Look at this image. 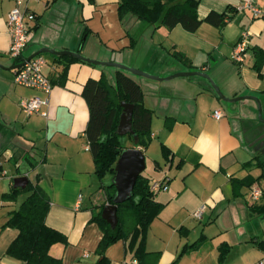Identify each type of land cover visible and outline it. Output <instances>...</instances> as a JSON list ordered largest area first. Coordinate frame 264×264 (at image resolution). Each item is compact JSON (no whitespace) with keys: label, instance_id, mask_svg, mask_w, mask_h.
I'll list each match as a JSON object with an SVG mask.
<instances>
[{"label":"crops","instance_id":"crops-1","mask_svg":"<svg viewBox=\"0 0 264 264\" xmlns=\"http://www.w3.org/2000/svg\"><path fill=\"white\" fill-rule=\"evenodd\" d=\"M15 1L0 0V65L5 67L14 60L8 54L7 15ZM118 1L24 0L35 20L31 40L16 63L40 47H50L82 54L87 50L89 57L121 61L159 76L198 70L227 97H258L264 115V61L256 54L264 49V15L239 9V0H199V18L210 10L229 12L231 18L222 26L202 22L194 32L180 25L151 26L144 37L139 19H120ZM255 3L264 9V0ZM66 19L72 30L66 31ZM242 31L248 32V46L244 61L237 63L233 46ZM48 54L45 58L41 53L43 72L52 83L48 95L14 83L13 70L0 67V156L11 157L2 162V177L9 173L4 164L13 166L10 181H0V264H27L7 253L18 229L6 224L26 194L16 200L3 197L13 178L23 174L48 195L47 225L66 237V243L52 244L49 254L60 264H95L100 258L96 247L102 229L92 215L109 203L112 175L100 179L94 171L84 134L88 106L82 87L88 78L98 79L102 73L112 77L114 72L70 55ZM255 63H260L259 70ZM178 77L168 84L132 78L143 91L144 104L154 110L151 141L146 148L137 146L145 162L150 151V172L144 176L150 182L167 178V189L153 193L162 206L146 230L147 255L141 264H254L264 258V212L258 209L264 201L262 195L253 204L246 199L252 185L264 188V179H257L264 172V123L257 119L256 102H225L206 79ZM35 94L48 99L46 117L21 111L20 100ZM215 109L222 113L219 119L213 116ZM162 145L170 151L167 157ZM201 205V217H194ZM221 246L228 250L220 262ZM104 254L107 264H137L134 248H126L122 239Z\"/></svg>","mask_w":264,"mask_h":264},{"label":"trees","instance_id":"trees-1","mask_svg":"<svg viewBox=\"0 0 264 264\" xmlns=\"http://www.w3.org/2000/svg\"><path fill=\"white\" fill-rule=\"evenodd\" d=\"M198 3L199 0H119L117 10L120 19L131 15L155 27L162 25L170 29L180 25L188 32L196 31L202 22L222 26L232 16L226 11L210 10L201 19L197 12ZM256 54L259 57L262 55L260 62L264 61V49H256ZM254 67L259 70L260 63H255ZM65 71L66 67L63 68L62 77L65 76ZM113 77L114 79L111 80L102 73L98 79L88 78L82 87V96L88 106V120L84 134L92 154L94 171L100 179L107 173L113 176L114 165L123 148L119 139L120 134L117 133L122 101L134 105L131 119L133 133L127 132L133 139V147L146 148L151 141L150 122L153 112L144 104L140 85L118 69L115 70ZM162 149L167 157L170 151L164 145ZM12 157H14L13 162L17 156L13 153ZM259 178L264 179V172L257 177ZM247 181L251 184L254 179ZM109 187L111 191L107 193V199L112 202L115 187L112 183ZM22 193L26 196L18 208L9 213L6 221V224L18 229V234L9 244L7 253L27 264H60L59 259L49 254V248L56 242L66 243V237L46 223L50 204L48 195L37 182L29 180L25 188L12 186L3 197L7 200H16ZM153 193L148 177L141 173L135 182L132 195L117 204L118 222L115 228H111L101 217V209L92 215V220H95L102 229V236L96 247L100 258L95 264H107L104 251L118 239L126 242V248H134L137 264H141V260L147 255L144 248L146 230L162 206L160 202L154 200ZM262 201H264V188H262ZM258 209L264 212V202L258 206ZM261 246L264 248V242ZM227 250V247H220V262L225 258Z\"/></svg>","mask_w":264,"mask_h":264},{"label":"water","instance_id":"water-1","mask_svg":"<svg viewBox=\"0 0 264 264\" xmlns=\"http://www.w3.org/2000/svg\"><path fill=\"white\" fill-rule=\"evenodd\" d=\"M31 40V38H30ZM29 40V42H30ZM28 42V43H29ZM27 43V44H28ZM48 52L54 55H70L75 57L79 60L88 62L90 64L99 65V66H112L121 70L122 72L127 71L134 75H138L141 77L150 78L157 81L169 80L171 78H175L178 76H185V77H195L200 76L208 81L212 90L215 94L225 102H241L246 99H253L257 105V119L264 123V115H262V106L258 97L254 95H237L234 97H227L223 94L220 90L219 86L216 82L205 72L198 71V70H186V71H177L165 75L164 77L155 75L149 72L142 71L140 69L134 68L129 66L128 64L114 61V60H100L96 58H91L88 56L83 55L79 51L69 50V49H62L57 50L50 47H40L35 52L31 53L27 56V59L31 57ZM17 58H14L13 63L7 67L0 65V67L13 70L23 64L22 62L16 63ZM115 72V71H114ZM111 79V77H109ZM122 112L119 117V122L117 125V133L122 135L125 133H133L131 128V119H132V111L134 105L132 103H128L122 101ZM10 156L6 157L4 154L0 156V167L2 166L3 161L10 160ZM145 156L143 151L139 147H125L122 148L120 151L116 163L114 165V174L112 176L111 183L115 187V193L112 198V202L106 203L102 210H101V217L110 225L111 228H115L118 218H117V204L125 201L132 195V190L135 185V182L138 176L143 172L145 169ZM28 183V177L23 174L13 178V187H20L25 188Z\"/></svg>","mask_w":264,"mask_h":264},{"label":"built area","instance_id":"built-area-1","mask_svg":"<svg viewBox=\"0 0 264 264\" xmlns=\"http://www.w3.org/2000/svg\"><path fill=\"white\" fill-rule=\"evenodd\" d=\"M239 9H249L253 16L264 15V9L260 8L255 0H239ZM35 20L34 12L28 10L24 6V0H16L15 5L10 9L7 15L8 33L10 36V42L8 47V54L13 58H20L23 48L27 45L31 38L32 22ZM248 32L242 31L239 38L233 46L232 59L237 63L244 61L246 49L248 46ZM23 64L13 69V81L14 83L33 88L37 91H42L45 94H49L52 88L50 78L43 72L45 65V59L41 54L35 55L30 59H23ZM21 61V62H22ZM48 104V99L42 97L39 94H35L29 97H24L20 100L19 105L21 111L25 115H32L39 113L42 116H47L45 109ZM213 116L219 119L222 113L219 109L213 111ZM4 176V172H0V178ZM167 178L163 181H151L150 189L155 191L157 189H167ZM262 195V189L257 185H252L249 193L246 195V199L250 204L258 201ZM205 205H201L195 209L192 214L194 217L200 218ZM136 264V261H134ZM254 264H264V258L256 261Z\"/></svg>","mask_w":264,"mask_h":264},{"label":"rangeland","instance_id":"rangeland-1","mask_svg":"<svg viewBox=\"0 0 264 264\" xmlns=\"http://www.w3.org/2000/svg\"><path fill=\"white\" fill-rule=\"evenodd\" d=\"M140 23L143 25L142 27H143V30H142V32H143V34L145 35L144 37H146L148 34H150V32L148 31V29L151 27V26H153V25H150V24H148L147 22H145V21H142V20H140ZM72 28H74V25H71V23H70V20H67L66 19V31L68 30H72ZM85 56H88V55H86V54H89V52L86 50V51H84V53H83ZM42 55L46 58V57H50V54H48V53H46V52H44V53H42ZM89 57V56H88ZM91 58H93V57H91ZM97 59V58H96ZM99 59V58H98ZM180 61H182V59L181 58H178ZM100 60H103V59H100ZM114 61H116V60H114ZM118 62H121V61H118ZM122 63H124V62H122ZM126 64V63H125ZM129 66H131V67H134V68H137V69H140V68H138V67H135V66H133V65H129ZM101 67H103V68H105V69H107V70H110V71H115L117 68H115V67H112V66H101ZM140 70H142V71H145V70H143V69H140ZM145 72H147V71H145ZM124 73L126 74V75H128V76H130L131 78H133V79H144L145 81H150V82H154V81H156L157 82V80H153V79H150V78H146V77H141V76H138V75H134V74H132V73H130V72H127V71H124ZM165 75H163L162 77H164ZM179 77H176V78H171V79H169V80H163V81H158V82H160V83H162V84H168V83H171V81H173L174 79H178ZM114 79V77L112 76L111 77V80H113ZM244 101V100H243ZM156 109V108H155ZM158 110H160V109H157V111ZM156 111V112H157ZM153 113H154V110H153ZM155 115V114H154ZM153 117H155V116H153ZM128 137V134H123L122 136H121V142H122V144H124L126 147H131L132 145H133V142H132V140L131 139H129V138H127ZM148 156L149 157H146V166H145V169L143 170V172H142V174L143 175H145L146 173H148V172H150V167H151V161H150V151H148ZM4 168L6 169V170H8V175L7 176H5V177H2L1 179L2 180H0V181H5V182H8V181H10L9 179H8V176H10L11 175V171H13V166H12V164L11 163H9V162H6L5 164H4ZM13 178V177H12ZM29 178L30 179H32V174L30 173L29 174Z\"/></svg>","mask_w":264,"mask_h":264}]
</instances>
